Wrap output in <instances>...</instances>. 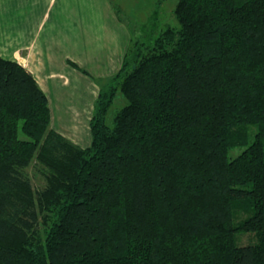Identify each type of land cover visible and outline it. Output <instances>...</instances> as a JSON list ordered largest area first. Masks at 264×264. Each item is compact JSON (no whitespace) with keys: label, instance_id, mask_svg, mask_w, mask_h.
<instances>
[{"label":"trees","instance_id":"16d2710c","mask_svg":"<svg viewBox=\"0 0 264 264\" xmlns=\"http://www.w3.org/2000/svg\"><path fill=\"white\" fill-rule=\"evenodd\" d=\"M173 11L178 26L136 41L100 91L86 147L49 128L46 94L0 56V264H264V0Z\"/></svg>","mask_w":264,"mask_h":264},{"label":"crops","instance_id":"0c3cea01","mask_svg":"<svg viewBox=\"0 0 264 264\" xmlns=\"http://www.w3.org/2000/svg\"><path fill=\"white\" fill-rule=\"evenodd\" d=\"M139 4L142 0H0V56L30 72L50 110L53 102L82 133L99 82L116 71L129 41L119 10L132 13ZM83 117L86 122L74 120ZM88 143L86 138L80 145Z\"/></svg>","mask_w":264,"mask_h":264},{"label":"rangeland","instance_id":"374dc122","mask_svg":"<svg viewBox=\"0 0 264 264\" xmlns=\"http://www.w3.org/2000/svg\"><path fill=\"white\" fill-rule=\"evenodd\" d=\"M176 1L177 0H151V2L150 1L145 2L144 0H142L143 4H139L138 6L132 7L135 10L132 13H124L123 11L119 10V16L124 19L123 22L128 27L127 30L129 33V41H127V44L124 48V52L120 56L121 59L119 60L121 61L116 71L113 74H111L107 79L106 78L105 80L102 79L101 81L103 82L101 83L99 82L100 87L98 89V93L96 94V99L92 107V114L89 117L87 128H85L84 129L85 131L82 133H80L79 131H76L75 128H77L78 126L77 124L73 123V120H72L73 117H70V116L67 117L63 115L60 116L59 110L54 109L53 102H52V106L50 110L49 128L55 130L57 133L62 135L64 138L68 139L69 141H71L72 143L80 147L88 146L91 142L90 121H91V117L95 109V102L99 96L100 91L103 89H107L110 85H113L112 78L116 75V73L120 69L123 59L125 58V55L128 53L130 49L133 48L136 41L150 42L152 39H154L160 32H162L166 28L178 26V23H177V20L175 18L174 11H173ZM70 63L77 66V64L74 62H70ZM125 102H126L125 98L122 96V94L119 91H117L114 95L112 104L108 108V113H107L108 124L112 123V117L115 111L119 109L120 107H122L125 104ZM48 105H49V102H48ZM74 120L75 122L80 124L82 121L86 122V117L85 118L84 117L74 118ZM69 123H72V126L69 125ZM239 127L247 131V134L250 140L251 138H253V135L255 134V131H256L255 124H245ZM18 135L21 138H27V136L20 130V128H18ZM86 138H88L89 140L88 145L86 146H82V144L80 145V143L81 142L83 143V141ZM239 151H240V148L236 147V148H233L229 154L230 156H234ZM24 173L27 176V178L31 181L32 186L35 189L42 188L45 185V179L42 174V165L35 159V157L32 158L30 164L24 169ZM236 220H238V217H236ZM236 238H237L236 239L237 243L240 245L247 244L254 240V236L251 233H241V234L238 233L236 235Z\"/></svg>","mask_w":264,"mask_h":264}]
</instances>
